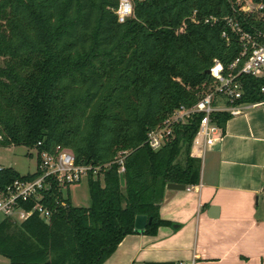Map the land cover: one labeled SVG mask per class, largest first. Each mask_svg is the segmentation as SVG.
I'll use <instances>...</instances> for the list:
<instances>
[{"label":"trees","instance_id":"16d2710c","mask_svg":"<svg viewBox=\"0 0 264 264\" xmlns=\"http://www.w3.org/2000/svg\"><path fill=\"white\" fill-rule=\"evenodd\" d=\"M247 2L263 8L244 11ZM132 3L133 16L119 23V0H0V147L35 149L38 164L40 152L61 147L78 165L101 168L87 178L90 207L73 205L69 189L51 178L39 199L20 202L25 210L43 205L49 221L34 213L0 223V256L11 264H104L139 233L137 217L151 219L145 235L171 225L160 217L168 184L201 181V160L190 154L203 114L176 124L159 150L147 135L197 104L214 82L208 71L216 61L228 69L240 57V35L225 18L264 34V0ZM211 16L219 20L204 23ZM239 80L237 104L264 100V77ZM231 116L212 119L222 125ZM40 175L0 168V192Z\"/></svg>","mask_w":264,"mask_h":264},{"label":"crops","instance_id":"0c3cea01","mask_svg":"<svg viewBox=\"0 0 264 264\" xmlns=\"http://www.w3.org/2000/svg\"><path fill=\"white\" fill-rule=\"evenodd\" d=\"M240 110L220 125L200 183L166 190L171 225L137 229L104 264H264V106Z\"/></svg>","mask_w":264,"mask_h":264},{"label":"built area","instance_id":"2783aa9c","mask_svg":"<svg viewBox=\"0 0 264 264\" xmlns=\"http://www.w3.org/2000/svg\"><path fill=\"white\" fill-rule=\"evenodd\" d=\"M255 8L259 11L263 8V5L255 4ZM244 11L252 12L249 7H246ZM116 15L119 23H124L132 17V0H119ZM218 20V18L211 16L203 21L206 24L213 25ZM224 20L240 35L243 46L240 57L228 69L222 63L216 61L209 70V75L214 82L197 104L191 108H181L175 111L159 127L148 133L147 144L153 150L162 148L173 136V129L176 124L185 123L194 114H203L198 132L192 142L190 154L192 158L202 160L207 150L214 144L215 136L221 131V126L213 121L212 114L227 112L231 115H237L241 112V106H264V100L258 103L237 104V101L243 96V84L239 77L241 75L255 78L264 77V34L258 36L259 40L258 37L244 32L241 26L234 23L232 19L225 18ZM192 21L199 23L195 18ZM239 66L238 72L235 73ZM260 92L264 95V87L261 88ZM0 140H2L1 136ZM39 158L40 163L37 168L41 173L39 177L31 181L16 180L0 192V223L6 219L22 223L34 213H39L46 221H49L51 211L43 205L36 204L32 210H25L20 202L37 200L41 191L50 190L51 184L48 179L55 180L65 193L70 187L88 178L89 173L92 172L94 175H98L101 171L100 167L78 165L74 155L61 147H58L54 153L42 151L39 153ZM120 163L122 164V159H120ZM122 172H124V168H121ZM63 205L65 204L63 203Z\"/></svg>","mask_w":264,"mask_h":264},{"label":"rangeland","instance_id":"374dc122","mask_svg":"<svg viewBox=\"0 0 264 264\" xmlns=\"http://www.w3.org/2000/svg\"><path fill=\"white\" fill-rule=\"evenodd\" d=\"M252 12L255 4L247 2V6ZM0 168H13L21 175L34 174L38 168V153L35 149H28L24 146L0 147ZM67 193V192H65ZM69 195L73 205L77 207H90L91 199L89 195L87 178L77 185L69 188ZM0 264H11L7 259L0 257Z\"/></svg>","mask_w":264,"mask_h":264},{"label":"water","instance_id":"95a60500","mask_svg":"<svg viewBox=\"0 0 264 264\" xmlns=\"http://www.w3.org/2000/svg\"><path fill=\"white\" fill-rule=\"evenodd\" d=\"M222 127L225 128V124H223ZM120 179H121V185L125 186V178L123 174L120 175ZM166 188L168 190H185L187 187L185 185L171 183V184H168ZM147 222L151 223V219L147 221V218L145 216L137 217L136 223H135L136 229H140V230L144 229L147 225Z\"/></svg>","mask_w":264,"mask_h":264}]
</instances>
